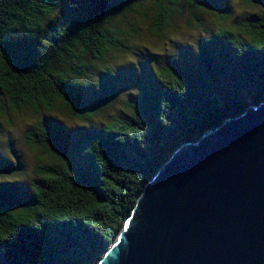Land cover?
Returning a JSON list of instances; mask_svg holds the SVG:
<instances>
[{
    "label": "trees",
    "instance_id": "1",
    "mask_svg": "<svg viewBox=\"0 0 264 264\" xmlns=\"http://www.w3.org/2000/svg\"><path fill=\"white\" fill-rule=\"evenodd\" d=\"M186 4L196 21L213 14L216 30L176 55L153 54L152 65L111 69L153 7L151 32L182 36L168 32L169 16L182 17ZM232 17L228 0H0V114L32 112L39 120L26 142L51 161L28 184L14 179L25 164L11 141L9 158L0 154V264H97L183 143L264 103V12ZM131 81L133 112L100 121Z\"/></svg>",
    "mask_w": 264,
    "mask_h": 264
},
{
    "label": "water",
    "instance_id": "2",
    "mask_svg": "<svg viewBox=\"0 0 264 264\" xmlns=\"http://www.w3.org/2000/svg\"><path fill=\"white\" fill-rule=\"evenodd\" d=\"M97 264H264V103L183 143Z\"/></svg>",
    "mask_w": 264,
    "mask_h": 264
},
{
    "label": "rangeland",
    "instance_id": "3",
    "mask_svg": "<svg viewBox=\"0 0 264 264\" xmlns=\"http://www.w3.org/2000/svg\"><path fill=\"white\" fill-rule=\"evenodd\" d=\"M229 3L232 5L233 8V17L232 19H237L243 17L244 14L247 12H254L262 10L264 12V1L262 0V4L252 7V3L246 0H228ZM147 20L141 24H139L138 33H127L124 39V45L126 46L123 48L124 52H127L124 55L118 57V60L113 59L110 62L111 69L116 70V67L124 61L134 60V61H144L149 60L152 65L153 54H169V55H176L177 47L179 45L182 46V49L187 46L188 43L189 47H192L197 44V42L204 38L207 35V32L210 30H216L217 27L215 24L216 17L211 13H198V16L201 18L199 21L194 20L193 13L189 9L188 5L184 7V15L182 17L176 16H169V21L171 26L168 27V32H181L182 36H174L170 33H163V36L157 37L155 34L151 32L152 24L157 23V19L159 16V10L153 7L149 12H147ZM134 15H138L137 12L133 13ZM143 20L145 16L142 17ZM179 18V19H178ZM203 25L199 26L198 23L202 22ZM234 22L228 23L227 27L233 25ZM130 24H122L117 23L116 29L121 30L125 29L130 31L132 27L129 26ZM123 40V39H122ZM147 58V59H146ZM162 65L165 67L167 62H162ZM96 72L103 70V67L100 65H96ZM137 72L141 73L140 65L135 66ZM94 72L93 78H97L98 74ZM144 74V73H143ZM124 77H130L134 79L133 72L131 70H125ZM134 84V81L126 83V89L122 90L116 95L117 101L115 103L110 104L107 108H105L100 113V121L104 123L111 122L114 118H117L118 115L124 113L131 114L133 112V106H137L139 103V96L138 99H133L130 92L131 87ZM129 90V91H128ZM135 94V93H134ZM8 106L9 103H5ZM54 117H60L58 114L54 115ZM38 118L32 114V112H7L5 114H0V123H2L3 129L2 133H0V154L6 155L9 158V153H7V146L6 144L11 141L12 147H14L17 154L20 155L21 161L25 164L23 166L22 172L23 175L15 178V180H20L22 182L33 184L36 179H38L37 173L41 170V166L45 163H50L51 161L46 159L47 153H43L42 151L32 148L31 144L26 142L25 133L28 129L33 127L37 122ZM65 124L68 126L76 127L78 124L77 121L68 120L62 118ZM99 120L96 123H99ZM10 121V122H7ZM46 151V150H45ZM57 165H60V161L55 160L54 162ZM16 166L15 163H11L9 168L12 170ZM2 179H6L7 177H1Z\"/></svg>",
    "mask_w": 264,
    "mask_h": 264
}]
</instances>
